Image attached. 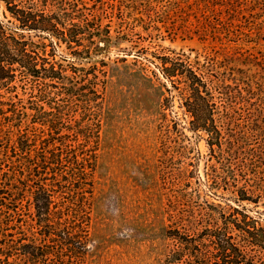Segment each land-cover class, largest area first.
Masks as SVG:
<instances>
[{"label":"rangeland","instance_id":"1","mask_svg":"<svg viewBox=\"0 0 264 264\" xmlns=\"http://www.w3.org/2000/svg\"><path fill=\"white\" fill-rule=\"evenodd\" d=\"M62 2L71 40L16 32L53 77L0 85V264H264V0ZM177 60L216 105L231 93L248 199L208 184L223 172L163 73ZM244 213L259 224L230 223L224 256L211 229Z\"/></svg>","mask_w":264,"mask_h":264},{"label":"trees","instance_id":"2","mask_svg":"<svg viewBox=\"0 0 264 264\" xmlns=\"http://www.w3.org/2000/svg\"><path fill=\"white\" fill-rule=\"evenodd\" d=\"M62 1L0 0L12 18L8 20V24L0 18V85H8L16 79L41 81L53 77L49 72H53L54 64L40 52L43 43L41 45L35 43L29 38L18 36L16 32L18 30L36 32L43 38L71 40L69 37H73L66 35L69 29H66L65 21L73 17L66 11ZM163 73L177 91L183 112L188 116L189 127L195 132L202 130L208 135L210 150L223 172L219 176L208 178V184L219 188L224 183V187L233 194L231 195L233 198L238 196L236 199H248L242 197L247 196L249 190L246 185L248 180L243 179L241 175L246 162L240 152L244 139L234 122V112L237 110H234L231 93H225L224 96L220 93L221 105H216L213 101L212 88L207 81L184 61H172L171 66L163 67ZM213 144L216 145V150ZM238 175L244 181L241 187L237 186L240 181ZM242 216V219L235 217L234 221L224 222L223 226H214L211 229L210 235L217 245L216 250H222L224 256L228 252V246L234 248L236 246L230 231L232 229L230 223L241 230L239 237H242L245 231L251 232L250 227L256 228L259 224L257 221L251 222L245 213Z\"/></svg>","mask_w":264,"mask_h":264}]
</instances>
